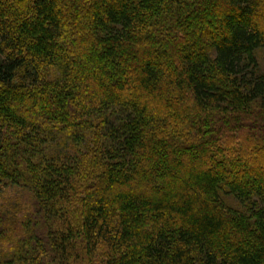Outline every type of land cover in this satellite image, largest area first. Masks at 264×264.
<instances>
[{"label": "trees", "instance_id": "trees-1", "mask_svg": "<svg viewBox=\"0 0 264 264\" xmlns=\"http://www.w3.org/2000/svg\"><path fill=\"white\" fill-rule=\"evenodd\" d=\"M0 264H264V0H0Z\"/></svg>", "mask_w": 264, "mask_h": 264}, {"label": "rangeland", "instance_id": "rangeland-1", "mask_svg": "<svg viewBox=\"0 0 264 264\" xmlns=\"http://www.w3.org/2000/svg\"><path fill=\"white\" fill-rule=\"evenodd\" d=\"M1 60V59H0Z\"/></svg>", "mask_w": 264, "mask_h": 264}]
</instances>
